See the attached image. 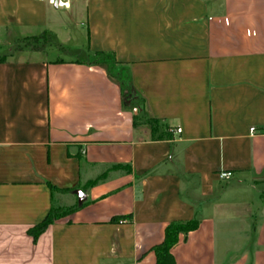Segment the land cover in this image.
Returning <instances> with one entry per match:
<instances>
[{
  "label": "crops",
  "instance_id": "crops-1",
  "mask_svg": "<svg viewBox=\"0 0 264 264\" xmlns=\"http://www.w3.org/2000/svg\"><path fill=\"white\" fill-rule=\"evenodd\" d=\"M71 3L0 0V43L47 39L0 47V264H155L167 226L194 219L176 264H264V0Z\"/></svg>",
  "mask_w": 264,
  "mask_h": 264
},
{
  "label": "trees",
  "instance_id": "trees-1",
  "mask_svg": "<svg viewBox=\"0 0 264 264\" xmlns=\"http://www.w3.org/2000/svg\"><path fill=\"white\" fill-rule=\"evenodd\" d=\"M25 40H29V39H25ZM41 41L43 42L41 46H43L47 41L46 37L43 36L38 38V41L32 46L35 47L36 44L39 45L40 43H42ZM27 47L30 46L28 44H25V46H21L20 48H27ZM7 57L8 55L0 56V62H5L7 60ZM89 63L91 65L104 67L107 70L108 75L112 79L120 83L124 94V100L127 101L130 100L131 105L133 107L138 108V113L134 117L136 125L137 123H142V122L150 123L152 125L157 124L156 121L147 117L144 107L145 106L144 100L141 99L140 97H136L133 89L132 79L129 69L124 67L121 63H119L113 54L105 53V52H96L91 56ZM155 129L156 127H154L153 130L155 131ZM81 206L82 205L74 206L71 208H58V209L52 208L46 219L29 231L30 234H32L34 240L37 241L40 234H42L56 220L63 218L69 214H72L73 212L79 210ZM199 225H200V221L197 219L191 221H176L169 224L166 228L165 238L163 242L153 248V251L155 252L157 258L155 264H176V259L172 253V250L179 243L180 236L185 235L187 237L189 233L197 230L199 228Z\"/></svg>",
  "mask_w": 264,
  "mask_h": 264
},
{
  "label": "rangeland",
  "instance_id": "rangeland-1",
  "mask_svg": "<svg viewBox=\"0 0 264 264\" xmlns=\"http://www.w3.org/2000/svg\"><path fill=\"white\" fill-rule=\"evenodd\" d=\"M38 38L39 37H36V38H32V39H29V40H21V41H16L15 43H11V39H8V41H5L3 43H0V47L1 48H7V47H11L13 48L14 50H16L17 48H20L21 46H25V44H28L31 48L34 47L32 46L33 44H35L37 41H38ZM42 42V41H41ZM43 44L40 43L39 45L36 44V46H41ZM5 50H1V53L2 54H5L6 51L4 52ZM64 52V53H63ZM63 55L65 57H77V58H83L81 52L75 50L73 47L67 45V47L65 48V50L63 49ZM124 69V68H123Z\"/></svg>",
  "mask_w": 264,
  "mask_h": 264
},
{
  "label": "built area",
  "instance_id": "built-area-1",
  "mask_svg": "<svg viewBox=\"0 0 264 264\" xmlns=\"http://www.w3.org/2000/svg\"><path fill=\"white\" fill-rule=\"evenodd\" d=\"M40 2L46 3L49 6L56 8V9H70L72 7L71 0H39ZM252 133L255 132V129H251ZM177 133H181L182 129L178 128L176 130ZM233 177V174L231 172H221L220 173V179L222 180H228Z\"/></svg>",
  "mask_w": 264,
  "mask_h": 264
}]
</instances>
